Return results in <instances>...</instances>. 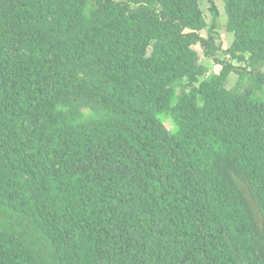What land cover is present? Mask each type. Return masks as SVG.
<instances>
[{
	"label": "trees",
	"instance_id": "trees-1",
	"mask_svg": "<svg viewBox=\"0 0 264 264\" xmlns=\"http://www.w3.org/2000/svg\"><path fill=\"white\" fill-rule=\"evenodd\" d=\"M219 1L227 50L215 0H0V264H264V0Z\"/></svg>",
	"mask_w": 264,
	"mask_h": 264
},
{
	"label": "rangeland",
	"instance_id": "rangeland-1",
	"mask_svg": "<svg viewBox=\"0 0 264 264\" xmlns=\"http://www.w3.org/2000/svg\"><path fill=\"white\" fill-rule=\"evenodd\" d=\"M215 1L218 4L219 10H220V16H219V20H218V28L216 29V32L213 33V35L215 37V44H216V47L219 48L220 50H227L231 46V44L233 43L234 36H233V34H231L227 31L228 18H227L226 12H225L224 4H222L219 0H215ZM201 7H202V10L205 14L207 22L210 24L212 21V16H211L210 10H209L211 7V4L207 1H205V2L201 3ZM201 35L204 38H207L209 36L208 30H203L201 32ZM193 48L195 49V51H197V53L199 55L200 63L208 68V70H209L208 73H218L221 71V69H222L221 65L218 62H216L213 58L209 57L205 53V51L202 49L201 46L196 45ZM216 56L219 59H222L220 51L217 53ZM232 63L234 65H236L237 67H242V68L244 67L248 71H250V69H251V66H249V68H248L247 62L240 63L237 60H233ZM250 84H251V81L249 78L243 79L239 76V74H232L228 80L227 87L229 89H233L236 86L244 88L245 86L250 85ZM86 112H87L86 113L87 115L90 114L89 111H86ZM159 119L162 120V122L166 125V127L168 129L173 131L172 121H171L170 117L160 116Z\"/></svg>",
	"mask_w": 264,
	"mask_h": 264
}]
</instances>
